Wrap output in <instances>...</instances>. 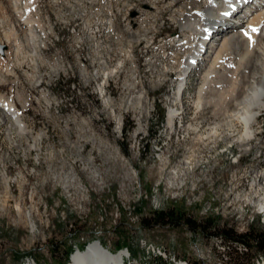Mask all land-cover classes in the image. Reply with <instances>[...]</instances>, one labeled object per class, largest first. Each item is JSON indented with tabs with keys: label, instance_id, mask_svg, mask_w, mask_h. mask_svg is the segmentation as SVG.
Segmentation results:
<instances>
[{
	"label": "rangeland",
	"instance_id": "rangeland-1",
	"mask_svg": "<svg viewBox=\"0 0 264 264\" xmlns=\"http://www.w3.org/2000/svg\"><path fill=\"white\" fill-rule=\"evenodd\" d=\"M200 1L31 0L44 31L33 24V44L0 56V94L25 127L0 115V264H70L93 242L116 255L127 249L131 264H263L254 248L208 238L213 230L141 223L175 210L220 230L264 233V110L240 148L242 127L225 110L236 52L227 49L231 63L220 58L206 83L208 63L194 69L177 94L194 51L180 20ZM174 37L186 45L173 47Z\"/></svg>",
	"mask_w": 264,
	"mask_h": 264
},
{
	"label": "bare ground",
	"instance_id": "bare-ground-1",
	"mask_svg": "<svg viewBox=\"0 0 264 264\" xmlns=\"http://www.w3.org/2000/svg\"><path fill=\"white\" fill-rule=\"evenodd\" d=\"M20 1L0 0V11L4 15L3 22L0 24L6 22L10 25V29L3 33L2 45L14 47L15 57H17L20 48L26 46L27 43L31 45L35 42V35L32 32L33 24L43 30L42 22L33 20L31 16V10L34 8H32L31 0L23 3L24 8L19 7ZM193 5L194 7L191 5L193 8L189 7V12L180 20V28L184 32L191 33L190 36L194 41L190 42V47L194 51L191 56L187 57L188 64L181 79L183 84L178 87L177 94L181 100L183 88L187 79L192 76L194 69H201L204 62L208 63V69L203 74L204 83H206L210 77L211 67L220 58L224 60V63H229L232 56L227 57L225 55L227 49L236 52L235 60L238 61L239 70L236 66L233 71L225 72L227 74L223 80V87L228 89L232 86V80H235L234 83L237 84L233 86L232 94L225 100V103L227 102L225 110L230 112L231 127L235 125L242 127L237 141V147L240 148L251 143L252 136H255L252 132L254 123L264 110V0H203L194 2ZM21 27H27L29 32L26 33L25 30L26 32L20 34L18 28ZM216 32L217 34L214 36ZM201 34L203 37H200ZM171 41L175 48L186 45V42L182 43L178 37H174ZM5 55L9 57V53ZM238 73L241 75L239 81ZM1 83L3 81L0 79ZM203 88L204 86L200 90ZM18 95L16 101L23 106ZM0 115L8 123L12 122V125L20 131L25 129L22 114L16 102L9 95L0 94ZM176 116L177 114L173 111L168 112L167 124L169 129L173 128ZM212 134L211 132L207 135L208 139ZM257 178L256 176L253 181V189L256 190L259 188L261 176ZM260 209H264V200L260 204ZM125 258L124 252H118L116 255L104 249L100 243L93 242L83 252L77 250L72 254L70 264H122ZM157 258L166 261L161 253ZM172 263L186 264L175 260Z\"/></svg>",
	"mask_w": 264,
	"mask_h": 264
},
{
	"label": "trees",
	"instance_id": "trees-1",
	"mask_svg": "<svg viewBox=\"0 0 264 264\" xmlns=\"http://www.w3.org/2000/svg\"><path fill=\"white\" fill-rule=\"evenodd\" d=\"M143 227H153V226H169L173 228L185 227L192 233H199L206 235L207 231H212L207 237L217 238L224 241L226 244L232 246H242L244 249L250 251L255 249L256 258L264 259V233L263 232H248L245 234H238L229 229L220 230L214 224L209 226L203 223H197L195 220L187 217L184 213L175 210H165L159 212H153L150 218H145L141 220ZM119 249L122 248L120 244ZM230 248V247H228Z\"/></svg>",
	"mask_w": 264,
	"mask_h": 264
},
{
	"label": "water",
	"instance_id": "water-1",
	"mask_svg": "<svg viewBox=\"0 0 264 264\" xmlns=\"http://www.w3.org/2000/svg\"><path fill=\"white\" fill-rule=\"evenodd\" d=\"M6 50V46L0 45V55H3Z\"/></svg>",
	"mask_w": 264,
	"mask_h": 264
},
{
	"label": "built area",
	"instance_id": "built-area-1",
	"mask_svg": "<svg viewBox=\"0 0 264 264\" xmlns=\"http://www.w3.org/2000/svg\"><path fill=\"white\" fill-rule=\"evenodd\" d=\"M75 248H77V247H75ZM31 262H33V260H31Z\"/></svg>",
	"mask_w": 264,
	"mask_h": 264
},
{
	"label": "snow or ice",
	"instance_id": "snow-or-ice-1",
	"mask_svg": "<svg viewBox=\"0 0 264 264\" xmlns=\"http://www.w3.org/2000/svg\"><path fill=\"white\" fill-rule=\"evenodd\" d=\"M227 14V13H226ZM253 31H255V29H253Z\"/></svg>",
	"mask_w": 264,
	"mask_h": 264
}]
</instances>
